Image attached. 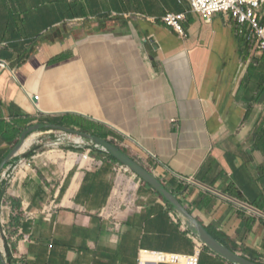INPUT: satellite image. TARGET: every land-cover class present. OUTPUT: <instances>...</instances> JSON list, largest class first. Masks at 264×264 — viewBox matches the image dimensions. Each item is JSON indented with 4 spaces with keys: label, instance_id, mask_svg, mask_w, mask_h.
Listing matches in <instances>:
<instances>
[{
    "label": "crops",
    "instance_id": "obj_1",
    "mask_svg": "<svg viewBox=\"0 0 264 264\" xmlns=\"http://www.w3.org/2000/svg\"><path fill=\"white\" fill-rule=\"evenodd\" d=\"M169 13L185 15L184 37ZM249 29L190 0H0V164L31 126L100 137L264 264V53ZM39 146L0 177L10 264H233L90 141L43 129L24 151Z\"/></svg>",
    "mask_w": 264,
    "mask_h": 264
},
{
    "label": "water",
    "instance_id": "obj_2",
    "mask_svg": "<svg viewBox=\"0 0 264 264\" xmlns=\"http://www.w3.org/2000/svg\"><path fill=\"white\" fill-rule=\"evenodd\" d=\"M43 129L60 130L67 134L76 135L83 140L90 141L92 143V146L107 152L110 156L118 160V162H120L124 167L128 168L130 172L135 174L137 177H139L141 180L146 182L148 185L152 186L169 203V205L185 219V221L188 224V229L190 230V232H192V234L198 237L199 241L216 255L222 257L223 259L233 264H262L253 261L243 255H240L234 252L233 250H231L230 248L226 247L225 245H223L220 241H218L215 237H213L198 222V220L195 219L184 208V206L179 201V199L173 193H171L160 180L154 177V175L151 172L146 170L142 165H140L137 161L129 157L127 154L123 153V151H121L117 146L97 136L89 135L77 131L75 129L65 128L61 126H45V125L31 126L21 134L19 143L0 164V177L2 176L7 164L14 157L19 155L23 160H26L42 148L41 146H39L29 149L28 151H24L28 137L33 132ZM53 145H57V143H53ZM0 264H10L7 255L5 253V248L2 245L1 238H0Z\"/></svg>",
    "mask_w": 264,
    "mask_h": 264
},
{
    "label": "built area",
    "instance_id": "obj_3",
    "mask_svg": "<svg viewBox=\"0 0 264 264\" xmlns=\"http://www.w3.org/2000/svg\"><path fill=\"white\" fill-rule=\"evenodd\" d=\"M264 0H190L191 9L194 13L199 14L205 18H210L215 14L230 15L240 28L249 25L248 41L251 42L257 50L264 53V25L261 23L260 9ZM185 20L184 14H167L163 17L164 24L173 29L180 36L184 37L185 32L182 26ZM9 69V65L5 61L0 60V75ZM36 100L39 98L36 97ZM76 146L80 144H75ZM81 146V145H80ZM33 147H29L32 149ZM28 149V150H29ZM35 156L26 161V166L31 167ZM128 172V168L124 167ZM188 232L190 230L188 229ZM191 236L198 239L192 232ZM201 243V242H200ZM165 255H157L159 259ZM163 260V259H161Z\"/></svg>",
    "mask_w": 264,
    "mask_h": 264
},
{
    "label": "trees",
    "instance_id": "obj_4",
    "mask_svg": "<svg viewBox=\"0 0 264 264\" xmlns=\"http://www.w3.org/2000/svg\"><path fill=\"white\" fill-rule=\"evenodd\" d=\"M8 260H9V257L7 256ZM10 262V261H9Z\"/></svg>",
    "mask_w": 264,
    "mask_h": 264
}]
</instances>
